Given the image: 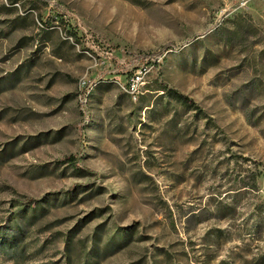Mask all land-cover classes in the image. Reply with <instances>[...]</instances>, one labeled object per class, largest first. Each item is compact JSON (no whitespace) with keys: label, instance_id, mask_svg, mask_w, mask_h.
<instances>
[{"label":"rangeland","instance_id":"374dc122","mask_svg":"<svg viewBox=\"0 0 264 264\" xmlns=\"http://www.w3.org/2000/svg\"><path fill=\"white\" fill-rule=\"evenodd\" d=\"M26 196L0 264H258L264 0H0V227Z\"/></svg>","mask_w":264,"mask_h":264},{"label":"trees","instance_id":"16d2710c","mask_svg":"<svg viewBox=\"0 0 264 264\" xmlns=\"http://www.w3.org/2000/svg\"><path fill=\"white\" fill-rule=\"evenodd\" d=\"M151 55L157 58L163 55V51H158ZM163 90L167 94L172 95L174 98H176L184 105H187L188 107H194L195 109H199L192 98L178 91L177 89L169 86H165ZM87 116L88 114L85 117ZM5 151L6 150L2 149L1 155H3V160H5L12 153L10 152L9 154L8 152H6L5 154ZM60 162L69 163L75 169L81 170L86 173L94 174L96 175V179L99 178V174L97 172L93 171L91 168L85 166L82 163V154L67 155L63 157L60 160ZM255 176L256 174H254V180H255ZM51 194L53 195V193ZM56 197L57 196L54 195L52 198L55 199ZM48 200H50V198H47V196L45 198H35V197L26 196V197H19L14 199L13 205L15 206V210L13 211L12 215L9 217V222L5 226L0 227L1 252L8 254L10 257L16 259L17 261L29 256L30 246L25 242L28 232L27 229L23 226V223L31 224L33 223L34 220H36L41 215L46 213L49 209ZM7 227L12 228L11 233L7 231ZM68 237H70L71 239L73 235L71 234ZM263 259L264 256L260 258L258 264H264Z\"/></svg>","mask_w":264,"mask_h":264},{"label":"built area","instance_id":"2783aa9c","mask_svg":"<svg viewBox=\"0 0 264 264\" xmlns=\"http://www.w3.org/2000/svg\"><path fill=\"white\" fill-rule=\"evenodd\" d=\"M141 79V76L139 75V73H136L133 77V85L131 86V90L135 91L134 85L135 83H137L139 80Z\"/></svg>","mask_w":264,"mask_h":264}]
</instances>
